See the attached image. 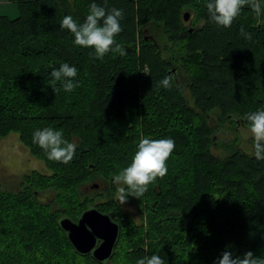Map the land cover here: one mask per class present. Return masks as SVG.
Masks as SVG:
<instances>
[{
  "label": "trees",
  "instance_id": "obj_1",
  "mask_svg": "<svg viewBox=\"0 0 264 264\" xmlns=\"http://www.w3.org/2000/svg\"><path fill=\"white\" fill-rule=\"evenodd\" d=\"M7 1L17 12L0 14V137L15 132L49 172L31 170L15 189L0 177V264H137L152 255L164 264H215L226 249L264 258V160L241 149L237 132L249 129L248 113L264 110V0L260 16L245 5L229 28L210 19V0H73L71 8ZM93 2L123 11L115 40L124 55L96 59L60 27L65 16L83 23ZM156 31L171 46L159 45ZM62 63L77 69L72 92L60 82L52 89L50 74ZM165 76L167 89L159 85ZM44 128L63 129L76 144L69 163L49 160L33 143ZM219 131L231 133L219 142L223 157L211 152ZM141 137L172 139L175 148L166 175L128 198L146 210L136 223L117 202L108 211L92 196L116 191L113 177ZM87 206L118 225L105 262L75 252L57 222Z\"/></svg>",
  "mask_w": 264,
  "mask_h": 264
},
{
  "label": "clouds",
  "instance_id": "obj_2",
  "mask_svg": "<svg viewBox=\"0 0 264 264\" xmlns=\"http://www.w3.org/2000/svg\"><path fill=\"white\" fill-rule=\"evenodd\" d=\"M245 5L250 6L251 10L260 16L262 5L259 0H210L206 8L215 24L229 28ZM121 19H123L122 10L112 8L106 11L105 7L93 2L83 23L78 24L72 16H65L60 27L73 34L76 45L94 49L95 58L103 59L109 52L124 55V50L115 40L122 31ZM240 35L246 40L251 39V33L246 32L243 27L240 28ZM50 75L53 78L51 85L54 92L58 91L55 88L57 82L62 84L65 92H72L79 87L78 83L73 82L77 76V69L68 63H62L59 69L53 70ZM171 83L170 76H165L159 81V85L166 89L171 87ZM246 119L249 121L248 130L253 139L248 150L255 159L264 160V110L248 113ZM32 140L44 150L49 160L67 164L75 155L77 146L63 138V129L36 130ZM174 148L175 142L172 139L141 137L130 165L113 177L117 186L115 199L124 205L129 197L139 199L143 196L150 184L166 175L167 161ZM137 264H164V261L160 256L152 255L139 259ZM215 264H264V258L255 257L252 251L245 252L242 257L234 258L233 253L226 249L217 258Z\"/></svg>",
  "mask_w": 264,
  "mask_h": 264
},
{
  "label": "rangeland",
  "instance_id": "obj_3",
  "mask_svg": "<svg viewBox=\"0 0 264 264\" xmlns=\"http://www.w3.org/2000/svg\"><path fill=\"white\" fill-rule=\"evenodd\" d=\"M63 1L69 8H71L73 0ZM16 12L17 10L15 4L8 2L7 0H0V14H5L7 17L12 18L16 15ZM160 35L161 37L158 39V31H156V37L157 41H159V45L165 44L167 47L171 46V43L166 41L165 35L162 34L161 31ZM223 126H227L225 122H223ZM237 130L240 137L238 142L240 143L241 149L248 150L249 148H246V144L244 142L248 141L249 138H252L251 133L249 132L248 128H243L240 125ZM227 136H231V133L224 131L216 132L212 146L213 149H211L213 155L223 157L225 153H227L225 152L227 149L224 150V148L219 145V142H221L222 138H227ZM52 169H54V167H52ZM31 170L38 171V173L49 172V169L44 166L41 159H37L34 157V155L28 152L26 146L20 142L18 135L15 132H10L5 136L0 137V177L6 181V183H3L4 185L2 187L7 189H15L17 187V181L22 180L21 177L28 174ZM115 192L116 191L110 188L109 195L106 196L98 193L97 195L92 196L93 201L108 211L116 210L115 202H117L121 206L122 211L128 212L133 220L138 223L139 220H141L138 216V213L143 215L146 213V210H140L139 208L132 205H128L129 207H127L126 204L121 205L119 201L115 199ZM45 195L47 196V194Z\"/></svg>",
  "mask_w": 264,
  "mask_h": 264
},
{
  "label": "water",
  "instance_id": "obj_4",
  "mask_svg": "<svg viewBox=\"0 0 264 264\" xmlns=\"http://www.w3.org/2000/svg\"><path fill=\"white\" fill-rule=\"evenodd\" d=\"M57 222L75 252L89 253L98 262L107 260L113 253L118 225L109 214L87 206L75 220L60 216ZM97 240L99 243L95 245Z\"/></svg>",
  "mask_w": 264,
  "mask_h": 264
},
{
  "label": "flooded vegetation",
  "instance_id": "obj_5",
  "mask_svg": "<svg viewBox=\"0 0 264 264\" xmlns=\"http://www.w3.org/2000/svg\"><path fill=\"white\" fill-rule=\"evenodd\" d=\"M89 188H97L98 187V184H96V183H91V184H89V186H88ZM128 205H131V204H128ZM128 205H126L127 207H129ZM97 209V208H96ZM98 210V209H97ZM98 211H100V210H98ZM114 219V221H115V218H113ZM116 222V221H115ZM99 243V241L97 240L96 241V243H95V245H97ZM87 254H89V253H87ZM90 255V254H89ZM91 256V255H90ZM92 257V256H91ZM94 259V258H93ZM95 260V259H94ZM106 261V260H105ZM105 261H103V262H105Z\"/></svg>",
  "mask_w": 264,
  "mask_h": 264
}]
</instances>
